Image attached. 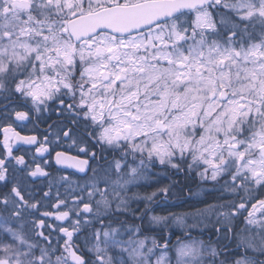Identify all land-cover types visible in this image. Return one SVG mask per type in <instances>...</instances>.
Masks as SVG:
<instances>
[{
    "label": "snow or ice",
    "instance_id": "snow-or-ice-1",
    "mask_svg": "<svg viewBox=\"0 0 264 264\" xmlns=\"http://www.w3.org/2000/svg\"><path fill=\"white\" fill-rule=\"evenodd\" d=\"M0 264H264V0H0Z\"/></svg>",
    "mask_w": 264,
    "mask_h": 264
},
{
    "label": "bare ground",
    "instance_id": "bare-ground-1",
    "mask_svg": "<svg viewBox=\"0 0 264 264\" xmlns=\"http://www.w3.org/2000/svg\"><path fill=\"white\" fill-rule=\"evenodd\" d=\"M179 203H180V202H177V205H176V212H182V211H185L184 209H181V208L179 207ZM175 231H176L177 235L180 234V228L177 227V228L175 229Z\"/></svg>",
    "mask_w": 264,
    "mask_h": 264
},
{
    "label": "flooded vegetation",
    "instance_id": "flooded-vegetation-1",
    "mask_svg": "<svg viewBox=\"0 0 264 264\" xmlns=\"http://www.w3.org/2000/svg\"><path fill=\"white\" fill-rule=\"evenodd\" d=\"M179 207H180L181 209L186 210L188 206L180 202V203H179ZM172 210H173V211H176V206H175Z\"/></svg>",
    "mask_w": 264,
    "mask_h": 264
}]
</instances>
